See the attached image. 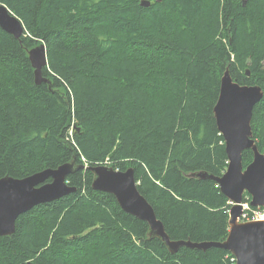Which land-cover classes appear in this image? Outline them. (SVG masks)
Here are the masks:
<instances>
[{"label": "trees", "instance_id": "trees-1", "mask_svg": "<svg viewBox=\"0 0 264 264\" xmlns=\"http://www.w3.org/2000/svg\"><path fill=\"white\" fill-rule=\"evenodd\" d=\"M0 3L26 28L17 39L0 27V179L86 164L68 176L76 193L35 206L0 236V264H234L218 247L171 253L147 222L92 188L88 167L109 158L134 168L172 240L224 241L229 199L215 180L190 175L227 170L214 116L226 68L264 89V0ZM42 43L39 85L29 51ZM252 128L264 152V97ZM252 160L244 152V166Z\"/></svg>", "mask_w": 264, "mask_h": 264}, {"label": "water", "instance_id": "water-1", "mask_svg": "<svg viewBox=\"0 0 264 264\" xmlns=\"http://www.w3.org/2000/svg\"><path fill=\"white\" fill-rule=\"evenodd\" d=\"M141 5L148 7L151 0H142ZM0 27L17 39L25 32L22 21L5 4H0ZM29 59L35 71L36 83L47 82L43 76V68L48 65L46 45L31 49ZM247 74L250 71L247 70ZM263 97L264 91L260 86L242 85L233 79L229 68L226 69L214 106V116L225 140L229 160L227 170L219 177L204 171L190 175L215 180L232 203L229 211L230 230L224 241L172 240L152 204L140 192L132 167L117 170L106 165L89 166L93 173L92 188L112 194L124 212L147 222L148 236L161 239L171 253H177L181 247L197 250L218 247L232 254L236 264H264V220H240L245 193L250 196L251 206L264 207V152L260 150L252 128L255 106ZM246 151H252L253 160L244 166L243 154ZM85 168V165L66 162L23 178L9 175L1 178L0 236L15 234L18 218L35 206L76 193L77 188L69 184L68 176Z\"/></svg>", "mask_w": 264, "mask_h": 264}, {"label": "built area", "instance_id": "built-area-1", "mask_svg": "<svg viewBox=\"0 0 264 264\" xmlns=\"http://www.w3.org/2000/svg\"><path fill=\"white\" fill-rule=\"evenodd\" d=\"M110 163L109 158L104 162L105 165ZM244 213L242 215L243 219H264V210L263 209H251L247 202L243 203ZM250 211V212H249ZM232 262L236 264L235 257H231Z\"/></svg>", "mask_w": 264, "mask_h": 264}, {"label": "bare ground", "instance_id": "bare-ground-1", "mask_svg": "<svg viewBox=\"0 0 264 264\" xmlns=\"http://www.w3.org/2000/svg\"><path fill=\"white\" fill-rule=\"evenodd\" d=\"M142 1V0H141ZM0 4H2V3H0ZM12 12V11H11ZM13 13V12H12ZM14 14V13H13ZM17 16V15H16ZM18 17V16H17ZM19 18V17H18ZM20 19V18H19ZM25 30H26V28H25ZM43 44V43H42ZM41 45V44H40ZM39 46V45H38ZM37 47V46H36ZM35 48V47H34ZM227 68H229V66L227 67ZM226 68V69H227ZM229 70H230V68H229ZM226 71V70H225ZM225 73V72H224ZM224 75V74H223ZM223 77V76H222ZM50 78V77H49ZM222 79V78H221ZM40 85V84H39ZM251 85H258V84H251ZM258 86H260V85H258ZM261 88H262V86H260ZM220 89H221V86H220ZM263 89V88H262ZM263 91H264V89H263ZM219 94H220V92H219ZM219 98V97H218ZM87 164H88V162H87ZM86 165V164H85ZM109 166H110V164H109ZM185 241H192V240H185ZM192 242H194V241H192ZM193 249V248H192ZM194 250H197V249H194ZM205 251V250H204Z\"/></svg>", "mask_w": 264, "mask_h": 264}, {"label": "rangeland", "instance_id": "rangeland-1", "mask_svg": "<svg viewBox=\"0 0 264 264\" xmlns=\"http://www.w3.org/2000/svg\"><path fill=\"white\" fill-rule=\"evenodd\" d=\"M71 133H72V130L70 129L69 134L71 135ZM249 212H250V211H249Z\"/></svg>", "mask_w": 264, "mask_h": 264}]
</instances>
